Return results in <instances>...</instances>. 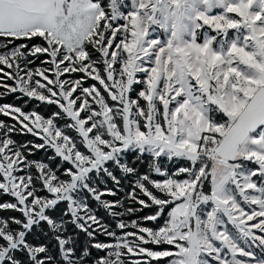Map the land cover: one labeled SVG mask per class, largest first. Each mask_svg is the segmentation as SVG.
I'll list each match as a JSON object with an SVG mask.
<instances>
[{"label":"snow or ice","instance_id":"snow-or-ice-1","mask_svg":"<svg viewBox=\"0 0 264 264\" xmlns=\"http://www.w3.org/2000/svg\"><path fill=\"white\" fill-rule=\"evenodd\" d=\"M10 95L0 264H264V0H0Z\"/></svg>","mask_w":264,"mask_h":264},{"label":"trees","instance_id":"trees-1","mask_svg":"<svg viewBox=\"0 0 264 264\" xmlns=\"http://www.w3.org/2000/svg\"><path fill=\"white\" fill-rule=\"evenodd\" d=\"M26 99H27L26 97L24 99H17V97L15 95H10V96L6 97L5 99L0 100V103H10V104H16V105L19 106V105H24ZM35 103H36L35 101H31V102L27 103V105H26L24 110L28 111V110L32 109L33 106L35 105ZM37 110L43 112L45 115H48L50 113V111L53 110V109H51V108L46 109L44 106H41ZM15 139H17L18 141L23 142L25 140H31V139H33V137L31 135H18V136L15 137ZM37 142H39V141H37ZM44 155H45L44 152H42V151L38 152L36 154V158L43 157ZM4 199H7V197H4ZM109 199H111V197H109ZM63 207H64L63 205H60L58 207V209H57V212H59L60 209H62ZM149 211L150 210L145 209L143 212L138 213L137 215L138 216L147 215V214H149ZM98 214L103 216L105 218L106 222L112 223L111 218L108 217L107 214L103 210H101ZM0 215H18V213L5 212V213H0ZM53 215H55V213ZM133 218H135V217H133ZM113 226H114V224H113ZM149 226H151V225H149ZM42 230H46V226L45 225H41V229L40 230H36L35 233H34L36 236H39L40 239H44V237L41 235V231ZM101 237H103V236H101ZM103 238H105V237H103ZM29 239H32V237L30 236ZM93 253H95V251H93Z\"/></svg>","mask_w":264,"mask_h":264},{"label":"rangeland","instance_id":"rangeland-1","mask_svg":"<svg viewBox=\"0 0 264 264\" xmlns=\"http://www.w3.org/2000/svg\"><path fill=\"white\" fill-rule=\"evenodd\" d=\"M215 11H217V10H214V12ZM212 34H214V33H212ZM231 35H232V32L230 31V33H229V37H231ZM220 38L218 37V40H219ZM89 83H91V81H89ZM26 111V110H25ZM0 119H6L5 117H3V116H0ZM114 227V226H113ZM99 239H101V240H103V239H105V238H103V237H99ZM93 255H95V253H93Z\"/></svg>","mask_w":264,"mask_h":264}]
</instances>
